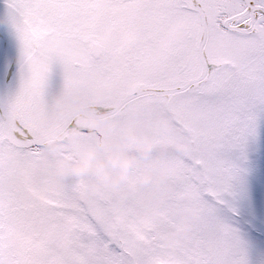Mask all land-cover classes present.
<instances>
[{"label": "snow or ice", "instance_id": "obj_1", "mask_svg": "<svg viewBox=\"0 0 264 264\" xmlns=\"http://www.w3.org/2000/svg\"><path fill=\"white\" fill-rule=\"evenodd\" d=\"M0 2V264H264V0Z\"/></svg>", "mask_w": 264, "mask_h": 264}, {"label": "clouds", "instance_id": "obj_2", "mask_svg": "<svg viewBox=\"0 0 264 264\" xmlns=\"http://www.w3.org/2000/svg\"><path fill=\"white\" fill-rule=\"evenodd\" d=\"M175 35V34H174ZM134 86V85H133ZM150 147V144L148 143H145L144 147L141 149V151L143 152H146L148 150V148ZM178 147H182V145H178ZM85 170V167L81 164H76V165H73L72 166V171L74 172H80V171H83ZM57 171L60 172V173H63L65 171L64 167L61 165V166H58L57 168ZM147 174L144 175L143 179H147ZM165 239H167V237H165Z\"/></svg>", "mask_w": 264, "mask_h": 264}, {"label": "flooded vegetation", "instance_id": "obj_3", "mask_svg": "<svg viewBox=\"0 0 264 264\" xmlns=\"http://www.w3.org/2000/svg\"><path fill=\"white\" fill-rule=\"evenodd\" d=\"M3 11V4H2V2H0V12H2Z\"/></svg>", "mask_w": 264, "mask_h": 264}]
</instances>
